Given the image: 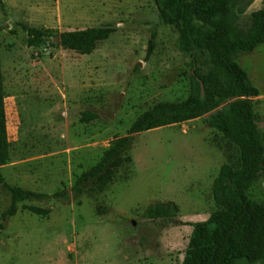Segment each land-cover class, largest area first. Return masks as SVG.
Segmentation results:
<instances>
[{
	"label": "rangeland",
	"instance_id": "1",
	"mask_svg": "<svg viewBox=\"0 0 264 264\" xmlns=\"http://www.w3.org/2000/svg\"><path fill=\"white\" fill-rule=\"evenodd\" d=\"M263 3L253 0L237 14L239 25L247 28ZM158 13L156 0H0L8 142L0 172L22 188L70 192L66 201H21L2 222L9 197L0 188V264H181L189 223L215 209L212 182L227 162L225 139L204 116L135 134L106 186L70 190L138 114L188 95L191 57L179 48L176 26ZM21 24L51 36L90 26L115 31L79 54L57 44L28 46ZM151 38L154 49L146 55ZM235 60L258 90L251 101L264 139V44ZM210 66L201 54L195 68L204 73ZM84 112L95 117L84 121ZM247 194L264 205V167ZM167 201L176 204L175 216L144 215L147 206Z\"/></svg>",
	"mask_w": 264,
	"mask_h": 264
},
{
	"label": "trees",
	"instance_id": "2",
	"mask_svg": "<svg viewBox=\"0 0 264 264\" xmlns=\"http://www.w3.org/2000/svg\"><path fill=\"white\" fill-rule=\"evenodd\" d=\"M252 1L156 0L160 19L176 26L179 48L191 57L188 95L183 100L156 102L138 114L127 134L116 137L95 164L77 175L70 189L72 194H78L89 183L91 190L106 186L111 180V167L121 165V155L135 134L195 119L222 106L205 118L206 124L225 139L223 152L227 162L221 165L211 187L215 209L205 220L189 223L192 230L181 264H264V205L247 194L264 167V139L251 101L258 90L235 60L239 53L264 44V3L251 13L247 28L237 21V14ZM21 27L28 46L53 45L46 30L25 24ZM114 31L110 25L67 29L58 33L57 45L88 54ZM153 49L151 38L146 55ZM201 54H206L211 64L204 73L195 68ZM3 98L0 70V167L8 159ZM94 117L84 112L81 119L89 121ZM0 188L9 197V205L1 213L2 222L15 213L21 201H66L70 194L65 188L52 193L22 188L5 181L1 172ZM24 207L38 215L48 212L32 205ZM176 213L177 206L170 201L155 202L144 210L149 218H168Z\"/></svg>",
	"mask_w": 264,
	"mask_h": 264
},
{
	"label": "water",
	"instance_id": "3",
	"mask_svg": "<svg viewBox=\"0 0 264 264\" xmlns=\"http://www.w3.org/2000/svg\"><path fill=\"white\" fill-rule=\"evenodd\" d=\"M49 41H50L51 43H53V44H59V43H60V40H59V36H58V35H53V36H51V37L49 38ZM201 93H202V84H201ZM221 108H222V106H221V107H218V108H216V109H214V110H212V111H210V112H208L207 114L204 115V117H205V118L209 117L210 114L216 112L217 110H219V109H221ZM257 127H259V124H258V123H257Z\"/></svg>",
	"mask_w": 264,
	"mask_h": 264
}]
</instances>
